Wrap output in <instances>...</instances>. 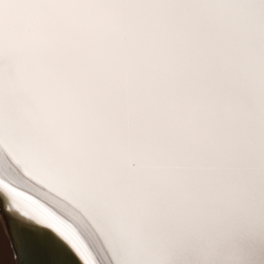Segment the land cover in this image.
I'll return each instance as SVG.
<instances>
[{
  "label": "snow or ice",
  "instance_id": "obj_1",
  "mask_svg": "<svg viewBox=\"0 0 264 264\" xmlns=\"http://www.w3.org/2000/svg\"><path fill=\"white\" fill-rule=\"evenodd\" d=\"M0 205L38 264H264V0H0Z\"/></svg>",
  "mask_w": 264,
  "mask_h": 264
},
{
  "label": "water",
  "instance_id": "obj_2",
  "mask_svg": "<svg viewBox=\"0 0 264 264\" xmlns=\"http://www.w3.org/2000/svg\"><path fill=\"white\" fill-rule=\"evenodd\" d=\"M0 210L3 213L2 205ZM3 215L12 238L17 264H38L42 257L34 234L18 223L17 219L10 215L6 216L4 213Z\"/></svg>",
  "mask_w": 264,
  "mask_h": 264
},
{
  "label": "bare ground",
  "instance_id": "obj_3",
  "mask_svg": "<svg viewBox=\"0 0 264 264\" xmlns=\"http://www.w3.org/2000/svg\"><path fill=\"white\" fill-rule=\"evenodd\" d=\"M11 217L17 219L10 214ZM0 264H17L12 238L8 231L7 223L0 210Z\"/></svg>",
  "mask_w": 264,
  "mask_h": 264
}]
</instances>
